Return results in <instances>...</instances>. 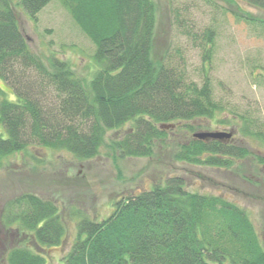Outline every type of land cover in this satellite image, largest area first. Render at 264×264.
Instances as JSON below:
<instances>
[{"label":"trees","instance_id":"1","mask_svg":"<svg viewBox=\"0 0 264 264\" xmlns=\"http://www.w3.org/2000/svg\"><path fill=\"white\" fill-rule=\"evenodd\" d=\"M18 1L35 19L53 0ZM59 1L96 46L100 69L88 82L57 57L49 68L31 50L13 0H0V78L17 86L18 98L0 101V168L33 141L80 161L93 160L107 134L126 125L131 129L108 145L121 159L152 158L171 143L174 158L194 166L229 169L251 155L243 145L194 137L192 123L213 119L221 107L207 76L198 85L185 70L153 60V0ZM247 1L264 9V0ZM212 51L213 46L204 55L207 64ZM29 72L36 78H28ZM46 89L54 101L44 100ZM179 131L184 138L193 134L183 142ZM256 160L264 165V157ZM0 226L22 241L6 247L4 256L0 252V264H50L44 251L61 246L66 237L56 202L35 194L7 202ZM227 263L264 264V246L249 214L221 196L189 191L176 176L120 200L100 222L83 219L71 250L57 264Z\"/></svg>","mask_w":264,"mask_h":264},{"label":"rangeland","instance_id":"2","mask_svg":"<svg viewBox=\"0 0 264 264\" xmlns=\"http://www.w3.org/2000/svg\"><path fill=\"white\" fill-rule=\"evenodd\" d=\"M153 1L157 7L153 60L164 59L185 70L188 80L198 85L207 76L213 98L221 107L213 119L194 121L197 128L193 133H231L235 135L233 144L247 147L251 155L229 169L194 166L178 162L171 143L168 148H158L152 158L121 159L108 145L132 125L109 132L101 154L90 161L27 142L26 151L10 156L0 168V218L5 204L24 194L56 202L66 237L61 246L44 251L50 264L59 263L71 250L83 219L100 222L113 214L120 200L176 176L185 180L191 192L221 196L244 209L264 246V167L256 160L264 157V9L247 0ZM13 2L31 50L45 65L51 68L50 59L57 57L78 78L89 82L95 76L100 69L94 57L96 46L59 0H53L35 19L18 0ZM210 32L214 33L212 43ZM211 46L207 64L203 59ZM28 75L36 78L34 72ZM0 91V101L17 102V86L10 81L0 78ZM43 93L45 101L55 100L49 89ZM177 134L183 142L192 135ZM7 232H2L0 240L2 254L6 247L22 242L20 236Z\"/></svg>","mask_w":264,"mask_h":264},{"label":"water","instance_id":"3","mask_svg":"<svg viewBox=\"0 0 264 264\" xmlns=\"http://www.w3.org/2000/svg\"><path fill=\"white\" fill-rule=\"evenodd\" d=\"M174 128V126H171ZM162 128L168 129V126H163ZM231 133H199L195 134L194 137L200 140H207V139H231L232 138Z\"/></svg>","mask_w":264,"mask_h":264},{"label":"flooded vegetation","instance_id":"4","mask_svg":"<svg viewBox=\"0 0 264 264\" xmlns=\"http://www.w3.org/2000/svg\"><path fill=\"white\" fill-rule=\"evenodd\" d=\"M217 132H218V131H217ZM234 138H235V135H233L231 139H225V138H224V139H222V140H224V141H226V142H228V143H232V144H233L232 141L234 140ZM257 165H258V164H257ZM263 167H264V165H263Z\"/></svg>","mask_w":264,"mask_h":264}]
</instances>
